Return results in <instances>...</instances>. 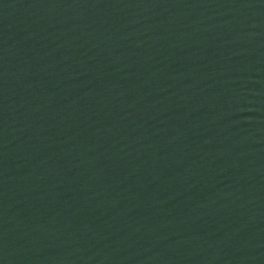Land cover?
I'll return each instance as SVG.
<instances>
[{
	"label": "water",
	"instance_id": "95a60500",
	"mask_svg": "<svg viewBox=\"0 0 264 264\" xmlns=\"http://www.w3.org/2000/svg\"><path fill=\"white\" fill-rule=\"evenodd\" d=\"M0 264H264V0H0Z\"/></svg>",
	"mask_w": 264,
	"mask_h": 264
}]
</instances>
